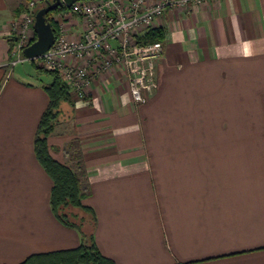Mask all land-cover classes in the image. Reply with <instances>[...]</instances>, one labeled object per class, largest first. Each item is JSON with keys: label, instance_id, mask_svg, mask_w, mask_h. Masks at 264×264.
Returning a JSON list of instances; mask_svg holds the SVG:
<instances>
[{"label": "crops", "instance_id": "obj_1", "mask_svg": "<svg viewBox=\"0 0 264 264\" xmlns=\"http://www.w3.org/2000/svg\"><path fill=\"white\" fill-rule=\"evenodd\" d=\"M27 1L0 0V264L80 242L52 214V181L34 152L44 81L2 65ZM51 17L80 39V15ZM148 27L163 33L148 100L132 103L121 63L93 75L82 97L70 90L73 107L60 103L50 153L81 157L94 241L117 264H264V0L165 7L130 39Z\"/></svg>", "mask_w": 264, "mask_h": 264}, {"label": "built area", "instance_id": "obj_2", "mask_svg": "<svg viewBox=\"0 0 264 264\" xmlns=\"http://www.w3.org/2000/svg\"><path fill=\"white\" fill-rule=\"evenodd\" d=\"M204 0H158L148 4L147 0H77L68 11L80 15L85 20V29L79 40H67L63 33L55 34L53 45L35 58L41 59L44 67L56 71L70 90H80L90 77L116 63L124 65L127 84L133 104L145 103L156 87L154 80L155 60L160 58L163 45L160 40L138 43L131 40V33L152 23L165 7L184 6L188 2L200 3ZM43 0H28L20 20L19 37L10 49V58L3 63L13 67L18 62L30 59L22 49L28 43V31L33 28L35 10ZM19 23V24H20ZM118 40L113 46L111 41ZM85 61L80 65L65 63L67 57Z\"/></svg>", "mask_w": 264, "mask_h": 264}, {"label": "trees", "instance_id": "obj_3", "mask_svg": "<svg viewBox=\"0 0 264 264\" xmlns=\"http://www.w3.org/2000/svg\"><path fill=\"white\" fill-rule=\"evenodd\" d=\"M50 1L52 0H43L39 7ZM66 8L67 6L55 7L45 14V19L50 22L55 34L57 33L58 22L51 17V13ZM162 34L160 28L148 27L143 35L137 37L136 41L146 43L161 40ZM35 39L36 34L34 33L29 43ZM14 41L13 37L8 38L10 49L14 45ZM32 65L38 72L50 75V79L42 84V88L48 97V103L40 115L34 134L35 156L52 181L49 192V205L52 214L64 226L77 230L80 242L76 247L70 249L32 253L18 264H117L113 259L102 254L94 241L95 213L91 206L82 202L83 198L89 195L90 189L87 172L81 157L76 152L68 151L69 160L70 162L73 161V163L68 164L57 160L50 153L47 139L61 113L60 103L65 101L73 106L70 88L56 71L37 67L35 63ZM74 209H80L88 215L80 216Z\"/></svg>", "mask_w": 264, "mask_h": 264}, {"label": "water", "instance_id": "obj_4", "mask_svg": "<svg viewBox=\"0 0 264 264\" xmlns=\"http://www.w3.org/2000/svg\"><path fill=\"white\" fill-rule=\"evenodd\" d=\"M77 0H52L46 5L39 7L34 13L33 30L36 39L23 47L22 52L26 57L35 58L48 50L55 41V32L50 22L46 21L45 14L55 7H69Z\"/></svg>", "mask_w": 264, "mask_h": 264}, {"label": "rangeland", "instance_id": "obj_5", "mask_svg": "<svg viewBox=\"0 0 264 264\" xmlns=\"http://www.w3.org/2000/svg\"><path fill=\"white\" fill-rule=\"evenodd\" d=\"M25 10V9H24ZM23 10V11H24ZM21 21V20H20ZM20 25H21V23H20ZM31 62V63H30ZM32 63H35V65L37 66V67H43V68H45L44 67V63H43V61H41V59H39V58H34V59H30V60H27V61H25V62H18L16 65H15V70L16 69H18V70H21V72L22 73H24V74H26V75H28L32 80H34V81H36V82H39V81H41V80H43V81H47V80H49L50 79V75L49 74H45V73H41V72H38V70L32 65ZM46 69V68H45ZM63 103H65L64 101H63ZM68 105H69V107L71 108V107H73V106H71L69 103H68ZM60 107V106H59ZM70 111H71V109H70ZM63 113V112H62ZM66 115L64 114V116L62 115V114H60L58 117H57V120H56V123H55V125L56 124H58L59 122H61V120L63 119V117H65ZM69 117H70V115H69ZM64 121H66L65 120V118H64ZM66 123V122H65ZM71 124H70V122H69V126H70ZM55 127V126H54ZM70 129V128H69ZM75 211H77L78 212V214L80 215V216H84V215H88V214H84V211H82V210H80V209H74ZM87 223H90V222H87ZM88 225H90V224H88Z\"/></svg>", "mask_w": 264, "mask_h": 264}]
</instances>
